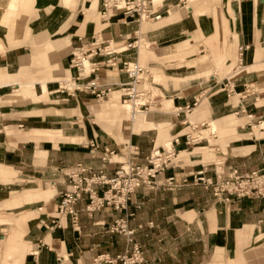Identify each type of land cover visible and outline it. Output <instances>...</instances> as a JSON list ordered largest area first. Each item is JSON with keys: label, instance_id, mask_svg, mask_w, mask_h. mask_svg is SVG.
Masks as SVG:
<instances>
[{"label": "crops", "instance_id": "obj_1", "mask_svg": "<svg viewBox=\"0 0 264 264\" xmlns=\"http://www.w3.org/2000/svg\"><path fill=\"white\" fill-rule=\"evenodd\" d=\"M16 1L0 0V264H90L98 254L117 256L130 247L124 233L109 230L119 218L127 219L151 264H264V198L219 201L211 188L195 181L199 171L214 179L217 174L228 176L233 168L240 172L264 168V0H218L208 3L210 10L198 17L191 9L183 10L189 0L154 2L165 14L161 20L170 17L171 7L182 15L147 31L142 20L123 11L109 9L112 16L104 19V0H19L22 12L12 21L5 12ZM98 33L117 46L135 44L144 35L152 48H140L135 58L145 64L180 61L182 56L166 53L189 34L197 39L190 40L196 47L181 61H195L192 67L203 64L208 54L219 68L225 66L227 56L238 58L223 68V76L215 73L172 82L170 88L176 93L165 98L160 108L165 115L155 112L152 118L146 112V122L137 127L121 116L118 103L106 108L89 105L84 110L100 129L83 114V105L91 100L85 97L88 94L58 93L60 80L55 74H72L71 54L80 44L79 37L90 39ZM242 45L249 48L243 51L240 65ZM198 50L202 55L194 57ZM128 51L122 56H129ZM36 61L44 63L37 66ZM183 67L176 66L173 74L185 75L179 71ZM150 69L161 78L168 74L157 65ZM186 72L194 75L196 69ZM100 74L107 83L128 80L117 69L102 67ZM227 81L223 88L221 83ZM21 83L35 85L28 95L38 94L25 102L11 100L9 95ZM44 86L50 102H34L44 94ZM199 97L192 112L173 115L171 109L184 108ZM60 100L64 104L56 103ZM113 127L127 129L128 141H112L100 132ZM16 129L28 135L33 130L44 134L62 129L63 136L33 139ZM93 139L100 143L99 149L89 145ZM166 144L176 149L177 162L157 175L159 186L139 188L126 210L105 207L88 213L83 199L75 205L76 224L63 216L61 226L50 227L66 186L64 172L70 167L81 162L94 169L106 167L112 174L117 164L102 160L106 148L114 150V156L123 154L147 165V156L159 147L167 148ZM170 176L175 179L168 187ZM51 182L50 198L24 199L25 192Z\"/></svg>", "mask_w": 264, "mask_h": 264}, {"label": "built area", "instance_id": "obj_2", "mask_svg": "<svg viewBox=\"0 0 264 264\" xmlns=\"http://www.w3.org/2000/svg\"><path fill=\"white\" fill-rule=\"evenodd\" d=\"M111 0L103 1L102 17L110 18L109 9L112 11H123L125 15L138 20H158L163 13L156 9L153 0ZM98 34L92 35L90 39L79 37L80 44L74 48L71 54L70 67L74 70L71 77L67 80L58 81L57 92L65 94L67 97H74L78 93H85L102 100L111 95L115 88L121 90L123 101L136 102L141 98L145 99L140 104V109L148 111L150 109L151 93L142 87L144 75L148 69L129 60H123L120 57L125 50L119 51L120 46H115L113 41L102 40ZM131 46L132 44H128ZM249 45L239 47V63L242 65L243 51L248 49ZM86 60L92 62V69L88 74L85 73L84 63ZM106 67L117 69L125 73L127 81L118 83H107L100 74V68ZM222 82L223 88L228 86ZM200 97L193 103L186 104L184 108H179V112H192L199 104ZM240 111L246 112V107L239 105ZM89 145L92 148L99 149L100 143L93 139ZM174 148V147H173ZM159 147L156 151L147 156V165L136 162L133 158H127L125 161L112 160L109 154L113 155L114 150L108 148L105 154L101 156L105 163L117 164L112 174L108 173L106 167L94 169L87 167L83 163L72 166L64 172L67 176L65 188L60 192V198L57 204L56 215H51L50 227L61 226L60 220L63 216L70 217L73 224L79 219V210L76 204L81 200H87L85 210L92 213L105 207H111L116 210H126L132 201L136 191L143 187L152 189L159 186L157 175L172 165V158L176 154ZM174 176L167 178L166 185L171 187L174 184ZM195 181L201 183L205 188H211L214 197L219 201L230 202L233 199H241L246 196L264 198V168L251 172H240L238 168H233L228 176L217 174L213 179L207 178L203 171L195 175ZM44 224L49 227V223ZM111 232L124 233L130 247L122 254L111 256L109 254H98L94 256L90 264H151L145 258L144 249L139 242L134 239V230L130 229L126 218L116 219L110 226ZM62 257V260H65ZM61 260V259H60ZM61 260V261H62ZM63 263V262H62Z\"/></svg>", "mask_w": 264, "mask_h": 264}, {"label": "rangeland", "instance_id": "obj_3", "mask_svg": "<svg viewBox=\"0 0 264 264\" xmlns=\"http://www.w3.org/2000/svg\"><path fill=\"white\" fill-rule=\"evenodd\" d=\"M189 1H190V5L184 7L183 10L186 11V10H190L191 9V10L194 11L195 15L198 17L200 14H202V13L207 12V11L210 10V5H208V3H215L218 0H204V1H207V3H205L203 0H189ZM154 2H155V4H158V3H161L162 0L154 1ZM20 11H21V7H20V4H19V0H17L15 2L14 6H12V7L8 6L7 7V10H6L5 14L6 13L9 14L11 20L14 21L16 19L15 15L17 13H19ZM110 12H111V10H110ZM216 12H218V11L216 10ZM179 13H181V12L177 11L176 8L171 7L170 8V17L167 18L166 20H163V19L162 20L161 19L151 20V19H148V18L145 19V20H142L143 26H146V28H144V29L147 31L148 29L155 28V26L157 27V26H160L161 24L170 23V22L176 20L177 18H179L182 15V13L181 14H179ZM5 14H4V16H5ZM164 15L165 14H163V16ZM156 21H157V23H155ZM152 23H155V24H152ZM200 34L202 35V37H204V35L202 33H200ZM98 35L100 36L99 38H101L102 40H106L101 33H98ZM27 36L30 37L31 34H28ZM143 36L144 35H142L141 41H137L135 44H132L131 46H129L128 44H126L125 46L124 45L123 46H120L119 49H118L119 51H121V50H130V51L127 52L129 56H121L120 58L123 59V60H129L131 62H138V59L135 58L136 57V54L135 53L140 48H145V47L152 48V46H150V43L147 40H145L143 38ZM183 38H185V39L183 41H181L180 43H178V44L174 45L173 47H171V49L169 50V52L166 53V54H170V52H173V55L174 56H182V57H184L186 54H188V52H189V50L191 48H195L196 47V45L195 46H192L191 45V42H190L191 39H194V40L197 41V39L195 38L194 34H189L188 37H186L184 35ZM183 38H181V39H183ZM181 39H179V40H181ZM9 40H11V39H9ZM113 44L115 46H117L115 43H113ZM202 53L200 52V50H198L196 52V55L194 57H199V56L202 55ZM204 53H206V52H204ZM188 55H190V53ZM208 56H209L208 59H207V57H205L204 59H202V60L207 59V60H205V62L203 61V64L197 65L195 67H192L194 64H196V63H194L195 61L194 62H188L186 59H185V61H181V58L182 57L178 58L180 61H178L177 63H172L171 62L172 60H170L169 62H164L162 60H160V61L159 60H156L158 64H147V63L145 64L143 61H140L139 62V63L144 64V66L146 67V69H148V73H146L144 75V79L142 81V87L143 88H146V90H149L150 93H151V96L150 97L151 98H154V99H151L150 100L152 103L150 104V109L147 111V112H149V115H152V118H153V115L155 114V112H158V113L160 112V108L163 107V100H165V98L171 97L173 94L176 93V92H173L172 89L170 88L171 87L170 84L172 82H175V80H180V81L186 80V79H189L191 77L192 78H197V77L203 76V77L208 78L211 74H215V73H219L221 76H223V75L226 74L224 72L223 68L226 67V66H229L234 60L236 61L237 58H238L237 57V54H234L232 56V58L229 57V56H227L226 57V61H225V66L223 68H219L218 66H216L215 62L212 60L213 56H211L209 54H208ZM228 59H230V60H228ZM175 61H177V60H175ZM89 62H91V61L90 60H86L85 61V64H88ZM197 62H199V61H197ZM43 63L44 62H39V64L37 65V62H36V65L37 66H40ZM209 63L210 64H213L211 66V69L206 68V66H208ZM153 65H155V66L157 65L158 67L164 69L165 72H167L168 74H166L162 78H161L160 75L157 78H154V76H153L154 71L152 69H150L151 66H153ZM176 66H178V67L184 66L183 68L179 69V71H181V72L183 71L185 75H183V74H181V75H175V74H173L174 72L176 73V71H178V69H175ZM188 69H189V71L192 70V69H196V73L194 75H192L193 72H191V74L189 75L186 72ZM230 70L234 71V68H231ZM55 74H59V77H56L57 80H65V79H69L71 77V75H68V73L65 74L64 72H60V71H57ZM102 77H103V80L105 81L106 80L105 79V75H102ZM150 80H152V82ZM186 83H188V81L184 82V84H186ZM178 85L176 84L175 86H178ZM21 87L22 86L20 84L17 87H15V89H14V91L12 93V96L9 95L10 98H11V100H22L21 102H25L26 100L28 101L30 97H33V96H35V95L38 94L37 92H35V94L28 95L26 93V91H23V89ZM33 89L34 90H31L30 89L29 91H35L36 90L35 89V85H33ZM115 89L120 90L118 87L115 88ZM26 90L28 91V89H26ZM114 90H113L112 94L109 97L104 98L102 100H95L93 96H91V95H85L86 98H91V100H87L85 102V105H83V114L86 116L85 118H88V119L91 120L92 124L96 128H100L101 129V127L99 125H97L95 122H93L91 114L90 113H87L84 110L89 105L94 104V103L95 104H99V105L102 104V107L101 108H106V107H110L109 105L118 103L119 110H120V113H121V116H122L123 115V109L125 107H127L126 103H129V102H125L124 104H122L123 101L121 99L122 98L121 97V92H119V91L116 92ZM44 97L49 98L48 97V94H42V95L38 96L36 99H34V98H32V99H34V102H40ZM23 99H24V101H23ZM144 102H145V99H142L140 101V104L141 103H144ZM43 103H46V102L45 101H41L40 102V104H43ZM56 103H58V104H60V103L61 104H64V101L60 100V101H58ZM70 105L71 106H74L75 104L74 103H71ZM99 105H97V106H99ZM129 106L128 107L130 108V111L133 112V110H132V107L133 106L131 107V103H129ZM121 110H122V112H121ZM171 111H173L174 112L173 115L176 116V114H178V111L179 110L171 109ZM144 113H145L144 115L147 116V113L146 112H144ZM68 114H70V113H68ZM161 114L162 115H165L163 113H161ZM70 120H72V119H70ZM129 121L132 122V120H129ZM69 125H71V124H69ZM166 125L167 124H159V127L166 126ZM154 126H155V124L152 125V127H154ZM100 132H102V134L106 135V137L109 140H112V141L117 140L118 142H126V141H128V138L130 136V133L125 128L113 127L110 131H104V132L103 131H100ZM17 133L19 135H27V132L26 133H23V132H21L19 130H17ZM30 134L39 135L38 138L53 139V138H55L57 136H61L62 137L63 136V130L61 129V130H56V131H53V132L52 131H48L47 133H44V134L42 132H39L38 133V132H36V131L33 130ZM42 134H43V136H42ZM77 140H75V141H77ZM166 147L167 148L171 147V144H169V145L166 144ZM110 158H112V160H120V161H125L127 159L126 155H123V154H121V155L119 154V157L118 156L111 155ZM172 160L174 161V158H172ZM174 162H177V161H174ZM52 185H53V183L51 182L50 184H48V187H46V188H40V189H38V190L30 193V194L25 192L24 193V199L25 200H31L33 198L34 199H38V198L39 199H42V198L48 199V198H50L53 195V194H51L52 191L47 190L48 188H51ZM39 187H41V186H39ZM44 194H49V196L47 195L48 197H44ZM17 203L19 204L21 202L20 201H17ZM8 220L9 219H5L4 218L3 221H8ZM19 220H22V219H19Z\"/></svg>", "mask_w": 264, "mask_h": 264}, {"label": "bare ground", "instance_id": "obj_4", "mask_svg": "<svg viewBox=\"0 0 264 264\" xmlns=\"http://www.w3.org/2000/svg\"><path fill=\"white\" fill-rule=\"evenodd\" d=\"M115 1L114 0H111V3H110V5H113V3H114ZM137 32V31H136ZM138 33H140V32H138ZM115 36V35H114ZM125 46V45H124ZM127 47V46H126ZM131 49V48H130ZM37 62V61H36ZM138 64H140V65H142V66H144V64H142V63H139V62H137ZM145 67V66H144ZM84 68H85V73L86 74H88L89 72H90V70L92 69V62H89L88 64H85L84 63ZM146 68V67H145ZM69 75H71V74H69ZM153 76H154V78H157L158 77V74L157 73H153ZM52 77V76H51ZM65 80H67V79H65ZM155 80V79H154ZM60 81H63V80H60ZM31 84H33V83H31ZM30 85V83L28 84V83H26V84H24V83H21V88L23 89V91H26V92H30L29 90L31 89V90H34L33 89V86H29ZM47 87V86H46ZM45 86H44V94H47L48 93V91H47V88H46ZM26 89H28V91L26 90ZM114 91H116V92H121V90H118V89H115ZM112 94V93H111ZM122 99V98H121ZM142 99H144V98H141V99H139L138 101H136V102H129V103H131V107H132V110H133V112H131L130 111V106H129V103H126V105H127V107H123L124 109H123V117L124 118H127L128 120H132V122L135 124V127H137V126H139L140 125V123H142V122H146V120H147V116L146 115H144L145 113L144 112H146V111H143V110H141L140 109V101L142 100ZM51 99L50 98H46V97H44L41 101H45V102H47V101H50ZM40 101V102H41ZM123 101V100H122ZM125 102H128V101H123V103L122 104H124ZM129 106V107H128ZM179 110V109H178ZM121 112H122V110H121ZM133 113V114H132ZM34 131H36V132H41V131H37V130H34ZM28 135V134H27ZM38 136L39 135H35V134H29L28 135V137L29 138H33V139H37L38 138ZM43 136V135H42ZM165 149H167V150H169V151H171V152H173V150H174V148H173V145L171 146V147H169V148H165ZM177 156V152H176V154L174 155V157L173 158H175Z\"/></svg>", "mask_w": 264, "mask_h": 264}]
</instances>
